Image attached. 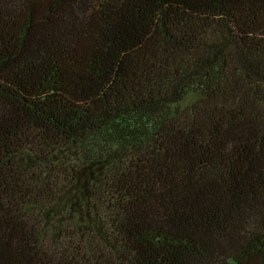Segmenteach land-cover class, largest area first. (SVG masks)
<instances>
[{
  "label": "trees",
  "instance_id": "obj_1",
  "mask_svg": "<svg viewBox=\"0 0 264 264\" xmlns=\"http://www.w3.org/2000/svg\"><path fill=\"white\" fill-rule=\"evenodd\" d=\"M0 264H264V0H0Z\"/></svg>",
  "mask_w": 264,
  "mask_h": 264
}]
</instances>
